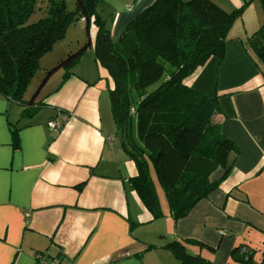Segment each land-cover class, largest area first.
Segmentation results:
<instances>
[{
	"label": "crops",
	"instance_id": "1",
	"mask_svg": "<svg viewBox=\"0 0 264 264\" xmlns=\"http://www.w3.org/2000/svg\"><path fill=\"white\" fill-rule=\"evenodd\" d=\"M153 1L99 0L96 10L115 39ZM231 28L222 59L211 56L184 81L217 96L216 120L236 150L224 177L221 168L210 175L218 187L176 221L167 206L159 218L143 206L129 181L134 163L107 125L77 106V91L61 100L33 93L30 104L39 105L29 115L0 95V264H41L36 255L53 264H182L165 247L173 241L228 264L233 247L251 258L264 248V66ZM85 30L92 42L95 29ZM50 121L59 123L57 132Z\"/></svg>",
	"mask_w": 264,
	"mask_h": 264
},
{
	"label": "trees",
	"instance_id": "2",
	"mask_svg": "<svg viewBox=\"0 0 264 264\" xmlns=\"http://www.w3.org/2000/svg\"><path fill=\"white\" fill-rule=\"evenodd\" d=\"M34 0H0V95L31 114L39 103L22 101V93L38 68L39 59L62 39L69 26L84 18L95 29L92 42L67 53L56 66L63 77L71 73L85 47L108 74L109 107L121 147L136 167L132 188L153 218L162 215L152 185L162 187L168 213L176 221L218 187L210 175L218 168L224 177L234 143L221 133L216 116L217 96L207 97L185 83V78L211 56L219 60L232 23L243 3L225 10L212 0H154L136 14L112 39L97 13L99 0H75L73 10L63 0H52L45 17L24 24ZM261 25L246 39L264 64V0ZM34 104V105H33ZM84 182L76 185L81 190ZM193 243L192 240H187ZM182 264H212L190 254L176 241L165 245ZM230 257L251 264V253L233 247ZM264 251L257 264H263Z\"/></svg>",
	"mask_w": 264,
	"mask_h": 264
},
{
	"label": "rangeland",
	"instance_id": "3",
	"mask_svg": "<svg viewBox=\"0 0 264 264\" xmlns=\"http://www.w3.org/2000/svg\"><path fill=\"white\" fill-rule=\"evenodd\" d=\"M52 0H34L33 9L28 17L25 19L24 24H28L43 18L48 13V8ZM66 9L73 10L75 6V0H63ZM218 3L225 10H232L239 7L243 1L246 0H212ZM99 3V1H98ZM100 5V4H99ZM99 7L97 6V9ZM263 21V11L260 3L257 0H252L247 3L241 13V16L237 18L232 23L231 33L241 36L244 40L250 36V34L255 31ZM92 27V26H89ZM90 29V28H89ZM92 29V28H91ZM230 30V29H229ZM91 36L92 33L85 30V24L80 19L74 21L62 39L58 40L53 51L45 53L39 59V66L36 69L34 75L30 79L26 86V91L23 96L27 99L22 98L23 102H28L33 93H40V97L45 96V99L57 96L61 99H66L70 92H78L76 97V104L79 107L86 106L88 109V114L93 115L96 121H100L107 125V129L111 135L115 136V144L121 151V155L126 158V153L121 148V135L114 127L109 109V97H108V87L111 86L110 78L108 77L106 71L94 61V51L92 47H85L80 54V57L73 67L74 75L71 76L69 80L63 81L62 74L64 72L63 68H58L52 71L48 77L47 68L52 67L57 64V59L62 55L67 53H73L81 48L86 42L85 36ZM246 36V37H245ZM251 53L254 55L250 45H247ZM250 53V54H251ZM67 56V55H66ZM57 61V62H55ZM259 61V60H258ZM54 63V64H53ZM264 66V64L260 61ZM45 79V80H44ZM44 80V81H43ZM63 81V82H62ZM96 83V84H95ZM106 83V88H105ZM100 84H104V88H99ZM82 85V86H81ZM81 86V87H80ZM36 101V100H34ZM59 124V123H58ZM152 187L155 196L158 201L159 209L167 206L164 191L160 186L159 182L153 177L152 170ZM162 206V207H161ZM161 217V216H160ZM159 218V217H158ZM264 248H259L253 251V257L251 264H257L263 255ZM189 253V252H188ZM259 259V260H258ZM228 264H247L244 262H239L236 259L230 257Z\"/></svg>",
	"mask_w": 264,
	"mask_h": 264
},
{
	"label": "built area",
	"instance_id": "4",
	"mask_svg": "<svg viewBox=\"0 0 264 264\" xmlns=\"http://www.w3.org/2000/svg\"><path fill=\"white\" fill-rule=\"evenodd\" d=\"M80 20L84 21V18H81ZM48 126L51 130L57 132L59 129V126L56 122L54 121H50L48 122ZM221 234H223V231H220ZM245 248H243L242 250H244ZM37 259L40 261L41 264H53L51 262H47L43 259V257L41 255H36Z\"/></svg>",
	"mask_w": 264,
	"mask_h": 264
}]
</instances>
